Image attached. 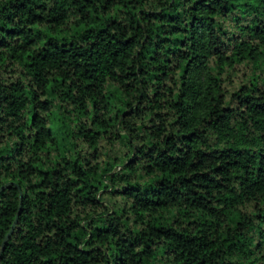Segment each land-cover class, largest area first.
I'll return each instance as SVG.
<instances>
[{
  "label": "trees",
  "instance_id": "trees-1",
  "mask_svg": "<svg viewBox=\"0 0 264 264\" xmlns=\"http://www.w3.org/2000/svg\"><path fill=\"white\" fill-rule=\"evenodd\" d=\"M258 71L264 0H0L1 263L264 264Z\"/></svg>",
  "mask_w": 264,
  "mask_h": 264
},
{
  "label": "rangeland",
  "instance_id": "rangeland-1",
  "mask_svg": "<svg viewBox=\"0 0 264 264\" xmlns=\"http://www.w3.org/2000/svg\"><path fill=\"white\" fill-rule=\"evenodd\" d=\"M259 73V71H258ZM256 73L253 71V67L251 64H239L237 65V68L235 71L231 72V75L227 77L225 80V88L228 90V92L235 91L239 88L240 85L250 83L252 77H255ZM259 85L264 88V73H259ZM100 148L104 154H102V157L108 158L107 154H115L116 152L123 149V146L119 145H113L110 143L108 138H104L100 142ZM86 150H92V147L88 146V144H85Z\"/></svg>",
  "mask_w": 264,
  "mask_h": 264
},
{
  "label": "water",
  "instance_id": "water-1",
  "mask_svg": "<svg viewBox=\"0 0 264 264\" xmlns=\"http://www.w3.org/2000/svg\"><path fill=\"white\" fill-rule=\"evenodd\" d=\"M13 184H14V182H8V183L4 184L3 186L0 187V192H1L2 190H4L6 187H8V186H10V185H13ZM18 186H19V185H18ZM20 197H21V201H20V208H19L18 213H20V211H21V207H22L23 191H22L21 189H20ZM17 222H18V215H17V217H16V219H15V221H14V223H13L11 229H10L9 232L6 234V236H5L4 240H3V243H2V245H1V248H0V264H2V263H1L2 252H3V250H4L5 246H6V244L8 243L9 239L11 238L12 233L14 232V229H15V227H16Z\"/></svg>",
  "mask_w": 264,
  "mask_h": 264
}]
</instances>
